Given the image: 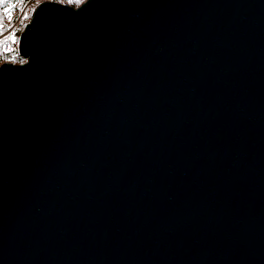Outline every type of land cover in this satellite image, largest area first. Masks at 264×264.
Returning a JSON list of instances; mask_svg holds the SVG:
<instances>
[{"label": "water", "instance_id": "95a60500", "mask_svg": "<svg viewBox=\"0 0 264 264\" xmlns=\"http://www.w3.org/2000/svg\"><path fill=\"white\" fill-rule=\"evenodd\" d=\"M0 65V264H264V0L43 1Z\"/></svg>", "mask_w": 264, "mask_h": 264}, {"label": "trees", "instance_id": "16d2710c", "mask_svg": "<svg viewBox=\"0 0 264 264\" xmlns=\"http://www.w3.org/2000/svg\"><path fill=\"white\" fill-rule=\"evenodd\" d=\"M43 1H54L67 4L73 8H78L85 0H0V65L6 62L21 64L24 59L18 55L16 47H9L7 39L3 37L5 33L1 28L8 13L14 12L16 18L25 9L26 14L32 12L34 6ZM22 28H20V31ZM19 31V33H20Z\"/></svg>", "mask_w": 264, "mask_h": 264}, {"label": "rangeland", "instance_id": "374dc122", "mask_svg": "<svg viewBox=\"0 0 264 264\" xmlns=\"http://www.w3.org/2000/svg\"><path fill=\"white\" fill-rule=\"evenodd\" d=\"M40 3H38V4H40ZM36 6H34V8ZM34 8H33V10H34ZM33 10H32V12H33ZM32 12H30L29 14H26L25 9H24L22 12L19 13V15L16 18H14V16H15L14 12L8 13L6 15L5 23L1 27L3 29V31L5 32L3 34V37H5L7 39L6 44L9 43L10 45H8V46L10 48L13 47L14 45H17L16 46L17 52H18V42H19L20 34L23 31V29L25 28L26 24L29 22L31 15H32ZM9 17H11V19H9ZM25 17H27V19H25ZM20 28H22L21 31H20ZM19 31H20V33H19ZM18 55H19V53H18ZM24 62H26L25 59H24Z\"/></svg>", "mask_w": 264, "mask_h": 264}, {"label": "built area", "instance_id": "2783aa9c", "mask_svg": "<svg viewBox=\"0 0 264 264\" xmlns=\"http://www.w3.org/2000/svg\"><path fill=\"white\" fill-rule=\"evenodd\" d=\"M8 45H10L9 43H8ZM17 45H14L13 47H16Z\"/></svg>", "mask_w": 264, "mask_h": 264}, {"label": "snow or ice", "instance_id": "6c2138e0", "mask_svg": "<svg viewBox=\"0 0 264 264\" xmlns=\"http://www.w3.org/2000/svg\"><path fill=\"white\" fill-rule=\"evenodd\" d=\"M9 19H11V17H9ZM25 19H27V17H25Z\"/></svg>", "mask_w": 264, "mask_h": 264}]
</instances>
